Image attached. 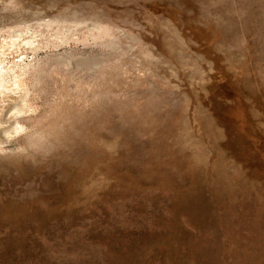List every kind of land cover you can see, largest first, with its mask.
I'll return each mask as SVG.
<instances>
[{
	"label": "rangeland",
	"instance_id": "1",
	"mask_svg": "<svg viewBox=\"0 0 264 264\" xmlns=\"http://www.w3.org/2000/svg\"><path fill=\"white\" fill-rule=\"evenodd\" d=\"M0 264H264V0H0Z\"/></svg>",
	"mask_w": 264,
	"mask_h": 264
}]
</instances>
